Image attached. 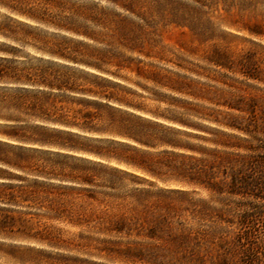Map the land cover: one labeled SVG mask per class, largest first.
Returning a JSON list of instances; mask_svg holds the SVG:
<instances>
[{"label":"trees","instance_id":"1","mask_svg":"<svg viewBox=\"0 0 264 264\" xmlns=\"http://www.w3.org/2000/svg\"><path fill=\"white\" fill-rule=\"evenodd\" d=\"M149 16L146 0H0V264H52L44 248L110 250L144 224L153 238L178 192L168 185L218 199L264 185L263 145L182 131V102L163 93L182 95V79L152 61L182 66L157 49Z\"/></svg>","mask_w":264,"mask_h":264},{"label":"rangeland","instance_id":"2","mask_svg":"<svg viewBox=\"0 0 264 264\" xmlns=\"http://www.w3.org/2000/svg\"><path fill=\"white\" fill-rule=\"evenodd\" d=\"M146 4L157 49L182 66L152 61L157 69L182 79V95L161 91L182 102V122L187 124L182 131L206 138L214 137L212 131H223L264 147V0H146ZM204 90L235 108L207 102L201 98ZM200 112L243 127L250 135L202 121L196 116ZM182 141L212 147L183 135ZM167 187L178 192L165 195V218L153 238L145 236L149 226L144 224L141 237L117 239L119 245L113 249L44 248V259L52 264H264V185L248 187L243 197L225 199L200 187ZM223 203L231 212H224ZM244 214L248 224L239 229L236 222ZM64 230V238L79 242L77 230Z\"/></svg>","mask_w":264,"mask_h":264}]
</instances>
